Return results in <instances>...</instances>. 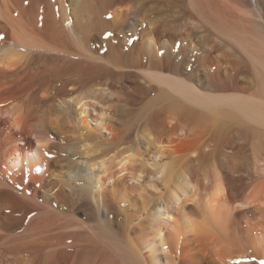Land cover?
<instances>
[{
  "label": "bare ground",
  "instance_id": "1",
  "mask_svg": "<svg viewBox=\"0 0 264 264\" xmlns=\"http://www.w3.org/2000/svg\"><path fill=\"white\" fill-rule=\"evenodd\" d=\"M261 260L264 0H0V264Z\"/></svg>",
  "mask_w": 264,
  "mask_h": 264
},
{
  "label": "rangeland",
  "instance_id": "2",
  "mask_svg": "<svg viewBox=\"0 0 264 264\" xmlns=\"http://www.w3.org/2000/svg\"><path fill=\"white\" fill-rule=\"evenodd\" d=\"M141 1H142L144 4H148V0H141ZM63 62H64V60H63L61 63H63ZM19 70H20L21 72H23V71H22V70H23L22 67L19 68ZM88 72H89V74H90V71H88ZM88 72L82 73L83 76H82V74H78V75H76V76H75V75L72 76L71 78H73V77L76 78V77L78 76V77L76 78V80L79 79V80H77L78 82L81 81V79H83L82 81L85 80L84 82H88V81H89V79H88L89 76H87V75H89ZM84 74H85V76L87 77V78H86L87 80H86L85 78H82V77H85ZM79 76H80V78H79ZM81 76H82V77H81ZM59 77H60V76H59ZM64 78L67 79L68 77H67V78L64 77ZM61 81H63V80H60L59 82L61 83ZM64 81H65V80H64ZM82 81H81V86H82V84H83V87H85V86H86V85H85L86 83H84V82H82ZM60 83L55 82V85H54V86L51 85V87L53 88V90L55 89V91H53L52 89H50V92H51V93L49 94V96H50V95L52 96L54 93L58 92L59 90L65 89V87L62 86V83H63V82H62L61 84H60ZM58 84H59V85H58ZM73 84H74V83H73ZM56 85H57V86H56ZM78 85H80V82L77 84V86H76V82H75V87L80 88V86L78 87ZM84 85H85V86H84ZM58 86H59V87H58ZM68 86L71 87L70 85H68ZM68 86H67L68 89H71V88H72V87L69 88ZM47 87H49V86H47ZM55 87H56V88H55ZM57 87H58V88H57ZM51 90H52L53 92H52ZM29 92H30V93H29ZM29 92L27 93V91H21V92H15V93H19V95H18V94H17V95L20 96L21 98L23 97L22 99H28L29 96H31V94H32V92H33V89L30 90ZM15 93H14V94L12 93V95L14 96ZM10 95H11V94H10ZM10 95H9V96H10ZM17 95H15V96H17ZM9 96L6 97L7 100H6V98H4V99H5L6 101H8ZM13 96H11V99H10V100L13 99V98H12ZM15 96H14V97H15ZM24 97H25V98H24ZM16 98L19 99V97H16ZM4 99H2L3 102H4ZM14 100H15V98H14ZM135 127H136V122L132 125V128H133V129H134Z\"/></svg>",
  "mask_w": 264,
  "mask_h": 264
},
{
  "label": "snow or ice",
  "instance_id": "3",
  "mask_svg": "<svg viewBox=\"0 0 264 264\" xmlns=\"http://www.w3.org/2000/svg\"><path fill=\"white\" fill-rule=\"evenodd\" d=\"M260 264H264V260H261V261H260Z\"/></svg>",
  "mask_w": 264,
  "mask_h": 264
}]
</instances>
